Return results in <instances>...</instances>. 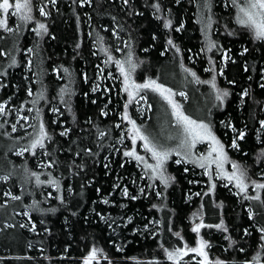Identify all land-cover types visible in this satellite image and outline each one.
<instances>
[{
  "label": "trees",
  "instance_id": "trees-1",
  "mask_svg": "<svg viewBox=\"0 0 264 264\" xmlns=\"http://www.w3.org/2000/svg\"><path fill=\"white\" fill-rule=\"evenodd\" d=\"M209 2L210 8L202 0H32L30 22L12 10L0 14L7 21L0 27V177L8 176L0 179V264H81L93 249L99 260L92 264H172L166 248L195 247L198 239L210 245L212 261L264 264V189L254 187L264 183V40L235 21L232 0ZM38 23L47 31L38 35ZM129 52L134 83L156 80L185 93L186 113L210 125L227 164L246 171L245 193L218 179L210 184L194 175L200 168L174 165V158L166 186L124 155L132 148L120 143L130 124L125 104L130 120L134 111L115 61H127ZM213 77L229 93L223 102L203 83ZM138 94L147 97L152 117L149 93ZM41 122L48 138L33 149ZM199 223L205 227L197 234ZM193 257L180 264H196Z\"/></svg>",
  "mask_w": 264,
  "mask_h": 264
},
{
  "label": "snow or ice",
  "instance_id": "snow-or-ice-1",
  "mask_svg": "<svg viewBox=\"0 0 264 264\" xmlns=\"http://www.w3.org/2000/svg\"><path fill=\"white\" fill-rule=\"evenodd\" d=\"M87 2V0H85ZM203 7L204 8H210V2L209 0H202ZM52 4L56 3V0H51ZM124 3L127 4L128 0H124ZM233 5L237 6L238 9V15H237V22L245 27H248L253 33L254 38L257 40H264V0H243L242 5L237 4V0H232ZM156 8V11H160L159 5H154ZM11 11V15H15L19 18L21 22H30L33 17L31 15L32 13V0H14V3H10V0H0V14H8ZM39 13L41 16H47V13L45 11L44 7L39 8ZM159 18V17H158ZM211 17L209 16L208 22L205 25V28L211 27ZM164 26L170 27L171 21L165 20ZM0 27H7V21L4 19H0ZM181 27H183L181 25ZM11 31V29H8ZM180 29L178 28L177 31ZM35 31L39 35L41 32H46L47 29L45 28V25L43 23H38L36 25ZM231 34V33H230ZM169 45L172 44V41H168ZM208 50L210 51L213 47H215V44L213 42H209ZM103 50V49H102ZM31 51V49L29 50ZM247 51V49H245ZM0 55H4L3 52H0ZM112 57L108 56V60L112 61ZM13 64H15V60L12 61ZM117 67L120 69L121 74L124 77V91L128 95L129 103L136 99V94L139 92H142L144 90H151L152 92L158 93L163 100L167 102V104L171 107L172 110V116L175 119L176 126L181 129V138L180 143L178 145L179 149H183V153L180 151H177L173 153L172 151H162L158 150L157 146L152 144L149 140L147 135L142 134L141 130L137 128L133 121H131L127 116V107L128 104H125V114L123 116V119L128 120V123L132 124V143L135 146L136 140L139 139L144 142V149L151 153L152 159L156 161L155 165L148 164L144 157L139 156L136 154L135 149L132 151H126L124 152V155L126 157H133L138 162H143L146 169H150L153 173V178H159L162 183H164L167 186L169 178L166 177L163 173V166L164 163L167 161L168 157L170 155L176 154L180 155V160H177L176 163L181 162H196L197 166L202 168H210L212 164L216 165V171L223 176L225 179H227L229 182L234 181L235 187L239 189L241 193L246 192V179H247V173L244 169L241 168L240 165L236 163H232V169L233 171L231 174H227L223 171L224 164L228 162V157L225 154L224 146L220 143L219 140L213 135L211 128L207 123L204 122H198L195 119L190 118L188 115H185L184 112L181 111L180 104L176 103L172 97L176 95V93H173L171 89L163 86L162 84H159L156 82V80H148L145 81L142 84H136L133 83L130 79L131 72H133L136 68V64L133 63L132 60V53H128V59L125 62H122L120 60L115 61ZM127 63L128 68L125 69L124 64ZM65 71H67L65 69ZM186 72H188V69H185ZM190 75H192L194 78L196 74L194 72H190ZM201 82V81H197ZM203 83H209L210 86L216 91V97L215 99L217 101L223 102V98L227 97L229 93L227 91H221L216 88L215 84V77L211 81H203ZM261 87H264V85H261ZM95 90V89H94ZM63 91V90H62ZM31 95V92L29 93ZM247 95V92L244 93ZM180 96H184L183 92L179 93ZM42 98V94H41ZM143 99V97H141ZM31 111V109H29ZM53 111H56V109H53ZM0 114H3V106H0ZM261 128H264V121L261 122ZM234 132L236 131L235 128L232 129ZM13 131H15V127H13ZM67 132H62L61 135H66ZM103 136L104 133H101ZM47 133L45 132L44 124L41 122L39 125V132L36 136V138L31 143V148L35 149L37 146L39 148L43 149L45 147L44 140L47 139ZM244 138V132H239L238 139ZM201 141H208L211 145L210 150L208 152V155L201 156L199 158V162L197 161H189L188 157L191 156V149L195 147V144L197 142ZM232 147L236 148L237 143L236 139L232 142ZM22 154V153H21ZM204 161H207V164L204 163ZM52 165H45V167H51ZM211 176L210 173H206ZM33 176L36 178L37 184L43 183V181L40 180L39 175L36 173H32ZM0 179L7 180L8 176L0 177ZM49 184L58 187V181L54 179H49L47 181ZM215 187V185H213ZM254 187L256 189H264V183H254ZM143 191V189L141 190ZM124 195H128V190L125 188L123 190ZM13 200H19V196H12ZM135 199V197H132ZM246 199H252L257 200L259 199V195L257 196H245ZM104 203H107V200L104 201ZM205 225L203 223H199L195 225L192 228V231L194 233L199 234L200 230L204 228ZM208 227H212V225H208ZM216 228L220 229L222 228V224L215 225ZM262 234V239H264V228L260 229ZM176 236L179 237V233H175ZM210 247L209 244H207L204 240L198 239L196 242L195 247H188L185 245L184 247H177L172 250L165 249L167 258L169 261L172 262V264H180V261L183 260L185 256H188L189 253H193L196 257H199L200 259L196 260V264H222L220 260L212 261L209 259V254L206 251ZM119 250V249H118ZM97 249H93L92 252H90L88 258L85 259L84 264H90L91 260L96 259L97 256Z\"/></svg>",
  "mask_w": 264,
  "mask_h": 264
},
{
  "label": "rangeland",
  "instance_id": "rangeland-1",
  "mask_svg": "<svg viewBox=\"0 0 264 264\" xmlns=\"http://www.w3.org/2000/svg\"><path fill=\"white\" fill-rule=\"evenodd\" d=\"M242 3H243V0H239V2L237 4L238 5H242ZM237 15H238V9H237V6H236L235 7V21L236 22H237ZM130 79L134 83L132 76H130ZM163 86L168 88V86H166V85H163ZM144 91L148 92L149 95H150L151 103L155 106L154 107V113H153V115L151 117V110H152L151 104L149 103V101H148V99H147V97L145 95L138 94L136 96V99L133 100L132 110L134 111V116L132 117L131 120H133V122L137 121V122L134 123L135 126L141 130L142 134L148 136V138L151 141V143L156 145L158 150L172 151L173 153H175L177 151H180L181 153H183L184 150L183 149H179V147H178V145L180 143V138H181V129L176 126L175 119L172 116L171 107L167 104V102L165 100H163L161 98V96L158 93L152 92L151 90H144ZM172 92L174 93L173 90H172ZM179 93L180 92H178L176 95H174L172 97V99L176 103L180 104L181 111L184 112L185 115H188L190 118L194 119L192 116L187 114L185 109H184V105H183L182 102H184L186 100L185 93L183 92L184 96H180ZM141 97H143V99H141ZM177 97H181L182 100L181 99L179 100ZM145 121H147V122H145ZM197 121L198 122L207 123L205 121H199V120H197ZM209 127H210V125H209ZM131 129H132V124H129L128 126H125L123 128V130L121 132L120 143H124L125 141L130 142V145L132 147L130 151H132L133 148H134L135 151H136V154L139 155V156L144 157V160L148 164L155 165L156 161L154 159H152L151 153L147 152L144 149V142L143 141L137 139L135 146L133 145L132 139H131V137H132ZM211 131H212L213 135L217 138V136L215 135V133L213 132L212 129H211ZM125 134L129 135V139L127 138V136ZM217 140H219V139L217 138ZM137 144H138V150L136 149V145ZM210 147H211V145H210V143L208 141L197 142L195 144V147L191 149V156L188 157V160L189 161H197V162H199V158L201 156H205L206 157L208 155ZM172 158H174V160H173L174 165H183V166L191 167L190 169H192V170L200 168L201 172H197L194 175L197 176V177H207L208 182L210 184H212L214 180L218 179V180H221V182H222V184L224 186H229V187L236 188L234 181L229 182L227 179H225L223 176H221L216 171V165L215 164H212L210 168H202V167L197 166L196 162L176 163V161L180 160V158H181L180 155H176V154L170 155L168 157L167 161L164 163V166H163V173H164V175L166 177L169 178L168 183L170 182L171 177L168 176L167 168H168V164H169V162H170V160ZM138 163L141 165V167L151 177V179L153 181H157V182L165 185L164 183H162L160 181L159 178H153L152 171L150 169H146L143 162H138ZM204 163L207 164V161H204ZM228 164H227V162L224 164L223 171L225 173H227V174H231V172L233 171L232 163H228ZM140 171H142V169H140ZM206 173H210L211 176L209 174H206ZM142 174H144L143 171H142ZM145 176H146L145 179H147L148 176L147 175H145ZM142 179H143V176H142ZM196 182H198V181H196ZM148 183H149V181L148 182L146 181V185L144 186L145 189L149 188V186H148L149 184ZM205 184L206 183L203 182L201 185L204 186ZM156 185H157V187L159 186V184H156ZM156 185L152 187V189L154 191L156 190L155 189ZM144 187L143 186L139 187V191L141 192L142 189L144 191ZM236 189L239 191L238 188H236ZM88 256L83 258L81 264H84L85 259L88 258ZM197 259H200V258L196 257L195 255L192 258V260L195 261V262H196ZM98 260L99 259L96 256V259L91 260L90 264H92L93 261H98Z\"/></svg>",
  "mask_w": 264,
  "mask_h": 264
}]
</instances>
